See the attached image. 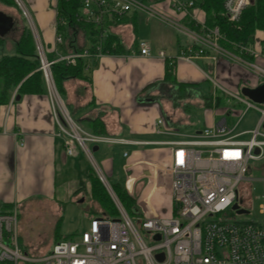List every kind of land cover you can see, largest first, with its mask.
<instances>
[{
    "label": "built area",
    "instance_id": "1",
    "mask_svg": "<svg viewBox=\"0 0 264 264\" xmlns=\"http://www.w3.org/2000/svg\"><path fill=\"white\" fill-rule=\"evenodd\" d=\"M15 1L28 20L42 61L56 119L57 136L63 139L69 155H73L76 146H79L88 157L119 216L102 214L94 217L88 228L78 232L76 237L63 238L49 252L31 256L20 244L19 209L13 207L11 211H1L0 264H264V197L259 207V220L240 221L229 213L237 202L240 203V209L247 211L244 214L249 213V208L240 199L239 188L250 179L248 174L253 162L264 159V103L233 94L244 108L234 115L232 124L225 117L214 127H206L200 133L189 136L167 126L161 117L156 121V134L164 139L145 142L120 140L142 146L166 147L171 151L169 173L173 217L158 214L151 205L148 207L149 217L141 221L138 227L92 156V146L115 140L106 135L90 133L75 123L56 90L51 72V65L56 62L76 65L80 59H85L89 70L96 60L104 56L120 55L104 50L103 41L111 27L97 38L94 52L88 44L83 51L65 53L61 48L64 36L59 26L66 22L57 17L53 48L56 58L48 61L21 0ZM164 1L169 2L168 13ZM203 1L83 0L81 19L98 26H102L106 20L115 25L122 23L128 15L145 13L187 36L190 42L175 56H170L164 50L153 52L146 41H141L136 48L139 55L165 59L172 67L179 61H186L202 71L206 60L212 61L214 65L224 61L246 67L260 82H264V67L248 58L254 55L250 46L234 43L233 48H229L223 45L225 35L219 25L208 23L206 11L201 6ZM252 2L223 0L222 14L229 22L238 23ZM173 14L180 17L174 19ZM113 47H116V43ZM199 61H203L204 67L199 65ZM208 78L214 82L215 90L220 87L231 94L211 76L208 75ZM252 109L258 112V119L251 128L240 129L245 115ZM232 113L228 112L229 115ZM128 190L135 198V190ZM159 255H163L162 260L158 258Z\"/></svg>",
    "mask_w": 264,
    "mask_h": 264
},
{
    "label": "crops",
    "instance_id": "2",
    "mask_svg": "<svg viewBox=\"0 0 264 264\" xmlns=\"http://www.w3.org/2000/svg\"><path fill=\"white\" fill-rule=\"evenodd\" d=\"M28 3L33 14L27 8ZM37 3L39 5H36L34 0H27L25 4L21 0L22 7L38 33L42 47L52 53L57 14L55 16L49 9L47 0H38ZM2 16L5 21L10 20L11 26L0 32V59L16 53L17 41L27 24L26 16L17 2L10 4L0 0V17ZM136 17L137 14L134 15V20ZM136 29L131 23L112 25L111 31L122 41L124 45L122 53L125 54L104 56L95 61L85 77L66 79L62 85L63 92L60 98L78 126L90 133L103 129L106 136L115 140L112 143L97 145V151H93L96 145L92 146L93 159L103 174L95 157L102 156L103 165H106L112 158L110 155L115 150H120L125 160L124 169L127 184L131 183L130 188L135 190L139 183L148 179V184L142 183L144 190L151 189L152 193H155L164 186L171 192V176L157 177L154 153H158L159 149L119 141L157 140L156 121L163 117V114L168 118L163 117L167 126L187 134L184 129L189 126L190 116L174 106V94L181 84H194L203 80L204 70L186 61H179L173 67L172 77L166 79L167 60L145 57L139 55L136 49L133 50ZM157 37L159 41H163V36ZM175 43L167 48L164 45L162 47L149 45L153 52L164 50L168 55L175 56L186 46L178 40ZM250 48L254 55H249L248 58L264 67V31L256 33L255 41ZM205 65L212 68L215 77L234 90L240 88L242 90L246 86L255 88L262 83L242 65H231L224 61L214 65L210 60H206ZM16 91L12 92L8 105L0 106V128H5V131L0 129V212L13 207L23 209L32 199L41 198L45 199L42 204L56 215L55 212L59 211L63 202L62 198L71 194L77 195L88 184L93 167L79 146H76L73 155H69L63 139L57 136L49 91L44 94L22 95L18 100ZM14 96L16 101L13 103ZM198 102L204 107L214 105L211 99L207 98L199 99ZM225 117L229 124L234 123L235 116L222 110L219 117H215L210 125L214 127ZM94 121H97L100 127H94ZM206 127L208 126L205 124L202 129ZM200 131L202 130L196 134ZM162 151L165 156L163 160L169 165L171 151L169 148ZM125 152L128 154L125 155ZM18 229L20 239H24V247H29L30 243L23 238L19 226ZM41 251H36L37 255L46 252Z\"/></svg>",
    "mask_w": 264,
    "mask_h": 264
},
{
    "label": "rangeland",
    "instance_id": "3",
    "mask_svg": "<svg viewBox=\"0 0 264 264\" xmlns=\"http://www.w3.org/2000/svg\"><path fill=\"white\" fill-rule=\"evenodd\" d=\"M23 2L26 4L27 0H23ZM37 2L38 0H34V3L39 5ZM47 2L49 9L55 13L56 16V0H47ZM28 4L27 8L29 9V12L33 14L32 9H30V3ZM163 4L167 6L165 11L168 13L169 2L164 1ZM129 16L126 17L122 23H131L137 28L135 32L136 41L132 45L133 50L138 48L141 41H146L148 44H154L155 47H162L164 45L166 48L172 46L171 44L175 43L177 40L184 45H187L188 42H190L187 36L178 33L162 22L150 18L145 13H138L136 20H134V16ZM176 16L177 15L173 14L174 19H176ZM177 17L179 18L180 16ZM26 23L29 24L27 20ZM30 23H32V21H30ZM157 36H163V41H159ZM176 44L177 43H175V45ZM168 50H171V48H168ZM211 69L212 68L205 65L203 73L200 71L205 77L203 80L194 84H181L176 88L174 94V106L182 109L188 116H190L189 126L184 129L185 133L189 136H193L197 131L202 130L205 124L208 127H212L210 122L215 117H219L222 110H225L226 112L231 111L234 116L238 111L244 108V105L233 96L234 94L236 96L245 97L241 88L237 90L232 89L228 84L223 83L215 77ZM208 75L231 94L227 93L220 87L215 90V84L210 78H208ZM227 76H229V74H227ZM206 98L211 99V102L214 104L213 107L199 105V99L202 100ZM163 117L168 119L165 114H163ZM256 118H258L257 111L254 109L248 111L240 128H251ZM164 138L165 137L162 136L157 137V139ZM153 148L159 149L157 151L158 153H154L156 154L154 162L156 164V171L158 172L157 177H169V165L163 160L164 152L162 151L166 147L153 146ZM110 157L112 158L106 165H103L102 161L104 159L102 156H96L95 158L109 183L127 189L129 195L132 197V194L129 192L130 190H128L130 188L127 186V174L124 169L125 160L121 151L115 150ZM248 177L250 179L240 186L239 192L240 199L244 202L243 205L249 208V213L238 214L235 210H229V213H232L233 216L240 221L259 220L261 218L259 207L264 197V159L253 162ZM142 183L145 185L148 184V179H144ZM142 183H139L135 188L134 200L137 205L133 206L128 211L134 223L139 227L141 221L149 217L148 211H150V209L148 207L151 205L158 214L167 218H172L173 201L170 190L167 187L162 186L155 191V193H152L151 189L144 190V184ZM43 200L45 199L34 198L26 203L23 209L18 207L20 209V232L23 235V238H26L27 242L30 243V246L24 247V239H20V244L31 256L37 255L38 253H36V251L42 252L41 250H46L45 253L49 252L54 244L63 238L76 237L78 232L84 231L88 228L92 217L101 216L105 210L109 212L108 209L102 208L100 204L92 198L91 181H89L88 184L77 193V195L71 194L68 197L62 198V211L60 207L59 211L55 212L56 215H54L46 205L42 204ZM144 203H147V205ZM114 207L117 209L115 205ZM11 210L12 209H10V211ZM110 215L112 217L119 216L118 211L111 213Z\"/></svg>",
    "mask_w": 264,
    "mask_h": 264
},
{
    "label": "trees",
    "instance_id": "4",
    "mask_svg": "<svg viewBox=\"0 0 264 264\" xmlns=\"http://www.w3.org/2000/svg\"><path fill=\"white\" fill-rule=\"evenodd\" d=\"M3 1V0H2ZM10 4H16L15 0H4ZM223 0H204L201 6L206 11L207 21L211 25H219L226 40L223 45L233 48L234 43L251 46L255 41L258 31H264V0H253L251 6L246 9L238 23H231L222 14ZM83 0H58L57 17L63 18L66 24L59 26L60 32L64 36L63 52L83 51L88 44L94 52V43L97 38L109 28L113 22L106 20L102 26L86 22L81 19ZM123 22V21H122ZM116 43V47L113 44ZM104 50L113 54H121L124 51V45L119 37L112 31H109L105 37ZM45 57L48 61H54L56 55L47 52L43 46ZM173 67L167 62L166 79L173 75ZM87 61L80 59L76 65H69L66 62H56L51 65L52 77L55 86L61 95L62 85L69 78L85 77ZM16 91V97L31 94L48 93V86L42 69V61L29 26L25 29L17 41V49L14 55L4 56L0 59V106L8 105L12 92ZM16 97L13 103L16 101ZM94 127H100L97 121L93 123ZM95 134L105 135L103 129L97 130ZM89 181L92 182V198L95 199L102 208L108 209L103 214L110 215L115 213L114 204L95 170L91 169ZM109 182V181H108ZM81 183L83 181L81 180ZM127 211L137 205L135 198L131 197L127 189L119 185L109 183ZM62 218V217H61Z\"/></svg>",
    "mask_w": 264,
    "mask_h": 264
},
{
    "label": "water",
    "instance_id": "5",
    "mask_svg": "<svg viewBox=\"0 0 264 264\" xmlns=\"http://www.w3.org/2000/svg\"><path fill=\"white\" fill-rule=\"evenodd\" d=\"M11 26L10 24V20H6L4 16L0 17V32L6 31L7 29H9ZM39 44V42H38ZM199 65L201 67H204L203 61H199ZM242 93L244 96H246L247 98L251 99L252 101L256 102V103H264V82L260 83L257 87L252 88V87H243L242 88ZM20 99V96L17 97V100ZM98 150V146L96 145L93 148V151H97ZM258 152V150H257ZM127 186L130 188L131 183H128ZM240 203H236L233 206L234 210H237L238 214H244L247 213V211L245 209H240ZM159 259H163V255H159L158 256Z\"/></svg>",
    "mask_w": 264,
    "mask_h": 264
}]
</instances>
